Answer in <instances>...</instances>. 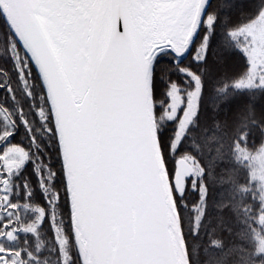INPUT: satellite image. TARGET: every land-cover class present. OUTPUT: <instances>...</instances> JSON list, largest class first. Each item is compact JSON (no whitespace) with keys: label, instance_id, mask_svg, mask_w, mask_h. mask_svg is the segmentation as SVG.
I'll use <instances>...</instances> for the list:
<instances>
[{"label":"water","instance_id":"obj_1","mask_svg":"<svg viewBox=\"0 0 264 264\" xmlns=\"http://www.w3.org/2000/svg\"><path fill=\"white\" fill-rule=\"evenodd\" d=\"M174 1L88 0L60 22L39 0H0L48 101L81 264H188L151 76L160 53L187 57L211 0ZM188 173L179 159L174 192Z\"/></svg>","mask_w":264,"mask_h":264},{"label":"trees","instance_id":"obj_2","mask_svg":"<svg viewBox=\"0 0 264 264\" xmlns=\"http://www.w3.org/2000/svg\"><path fill=\"white\" fill-rule=\"evenodd\" d=\"M263 9L264 0H211L187 57L176 64L170 53L162 52L152 68L153 115L161 153L168 161L186 158L190 168L182 192H173L188 264H264V254L257 251V241H264V204L250 179L248 161L242 158V152L253 154L264 145V87H237L247 77L249 65L247 40L235 34ZM1 22L5 24L0 15ZM193 77L199 81L195 113L178 140L185 94L196 89ZM172 88L181 90L184 101L177 117L169 120ZM10 116L14 135L0 149V250L15 252L20 257H13L16 264L20 260L52 264L45 257H53L54 229H63L66 237L72 227L70 204L54 199L67 186L56 134L48 127L49 105L38 126H24L20 118L27 120V115L17 102ZM2 119L0 114V139L7 131ZM42 128L54 135L48 147L38 135ZM6 148L24 156L23 163L21 159L8 168ZM6 165L10 175L2 172ZM76 252L78 256L77 248Z\"/></svg>","mask_w":264,"mask_h":264},{"label":"rangeland","instance_id":"obj_3","mask_svg":"<svg viewBox=\"0 0 264 264\" xmlns=\"http://www.w3.org/2000/svg\"><path fill=\"white\" fill-rule=\"evenodd\" d=\"M54 11H50V14L53 17ZM237 37H243L244 39L247 40V45L245 46V54L247 56V61L249 65L248 69V74L247 77L240 81L237 84V87L241 89H253V88H258V87H264V9L261 11L259 16L246 25L245 27L241 28L239 31L236 33ZM12 49H13V59L15 62L19 63V52L15 48L14 42L12 41ZM221 67V66H220ZM20 72V73H19ZM19 72L17 71V76L18 78H22L23 81L27 82V85H29V81L27 80V77L25 76L24 69L20 65ZM26 78V80H25ZM194 83H195V91L188 92L185 94V98L187 102H185V108L181 112L180 120L178 123V130H177V139H181L184 131L187 129L188 125L192 122V119L194 117L195 113V107H196V99L198 98V87H199V81L193 77ZM28 89H23L24 94L26 92L34 96L35 92L33 89H30L29 86H27ZM15 94V90H14ZM16 102L20 105L21 109L24 110V104L21 103V98L19 95H15ZM183 95L181 93L180 89L177 88H172L171 93H170V103H169V109L168 112H166V118L169 120H173L177 117L179 110L183 106ZM25 117V114H24ZM25 119V118H24ZM31 137V136H30ZM33 138V137H32ZM159 151H160V156L162 159L164 171L169 183L170 191L172 194L173 198V186H172V180L174 178L175 172H176V162L179 159L176 160H166L164 159L160 146L158 143ZM9 159V166L8 168L12 169V165L14 168L15 162H20L22 159L21 164L24 161V156L21 155L19 157L18 154H12L10 155ZM242 158L246 159L248 161V164L250 166L249 169V175L252 183L256 185L257 191H258V197L261 202V204H264V145L261 148H258L255 153L253 154H247L242 152ZM186 159V158H184ZM188 161V159H187ZM189 163V162H188ZM20 164V165H21ZM190 167V164H189ZM190 171V168L188 169ZM60 193L58 191V194L54 199L59 200ZM43 212H41V215ZM42 217V216H41ZM63 230V229H62ZM61 229H54L55 235L52 239V243L54 242L55 245H59L60 249H62V253L60 255V264H67V261L69 258H67L66 254L64 253L65 249V239H64V233L62 232ZM67 233V232H66ZM63 234V235H62ZM67 247V245H66ZM257 251L264 254V241L263 240H258L257 241ZM50 259L52 264H57L56 260L54 262V258L50 255L45 257V259ZM57 258V256H56Z\"/></svg>","mask_w":264,"mask_h":264},{"label":"flooded vegetation","instance_id":"obj_4","mask_svg":"<svg viewBox=\"0 0 264 264\" xmlns=\"http://www.w3.org/2000/svg\"><path fill=\"white\" fill-rule=\"evenodd\" d=\"M15 48L18 50L19 52V63L15 62L13 59V49H12V38H11V33L8 29V27L3 24L2 22L0 23V114L2 115V120L1 121H5L6 125H7V131L2 135V138L0 139V149L4 148V146L6 145V142L11 139L13 137V131H12V118L10 116V114L12 113V110L16 109V99H15V95L14 94V90L17 92V94L20 96L21 98V103L24 104V110L26 112L27 115V120L23 119L22 117L20 118L22 123L24 124V126H27V123H31L34 124L35 126L41 125L43 120V116H44V109L48 110V101L47 98L45 96L42 84L32 66V64L30 63L29 59L26 57V55L23 53V51L21 50V48L19 47V45L17 46L16 44ZM20 65L23 67L24 69V73L25 76L27 77V80L29 81V85H27V82L23 81L22 78H18V74L17 71L19 72V68ZM20 73V72H19ZM17 74V75H16ZM26 80V78H25ZM27 86L30 87V89H33V91L35 92L34 96L29 95L27 92L26 94H24V90L23 89H28ZM50 116V115H49ZM48 127L50 128V130H52V128H54L53 125V121L52 119L49 117L48 119ZM54 132H55V128H54ZM48 133V132H47ZM28 134V133H27ZM53 134V133H52ZM40 135L41 139V143H46V146L48 147V145L51 144V142L54 141L53 136L52 135H48L45 133V129L42 128V133L40 131ZM48 135V136H47ZM29 136V134H28ZM29 138L31 139L32 143L35 142V140L29 136ZM47 141L50 143L47 144ZM55 143V142H54ZM52 146V145H51ZM54 149H56L55 144L53 145ZM51 150V149H49ZM11 155V151L8 150L7 152V148L5 149V162L9 163V159ZM3 163V157L0 154V164ZM3 170V169H2ZM4 174H8L10 175V171L7 170V165H6V169L5 171H2ZM63 174V173H62ZM65 183V181H64ZM60 187V186H58ZM61 188V187H60ZM66 189V188H65ZM63 188L60 189L59 193L61 196H59V200L56 201H61V203L63 202L62 205H68L69 204V198H68V192L67 190H65ZM58 194V193H57ZM69 206V205H68ZM70 209V207H69ZM67 216V215H66ZM18 218V217H17ZM70 226L72 227V223H70ZM68 227V226H67ZM14 229V228H13ZM72 229V228H71ZM68 233H66V237L64 235V239H65V249H64V253L66 254L67 258H69V260L67 261V264H79L80 262V258H79V262L77 261L78 256L76 255V245H75V241H74V236H73V231L69 230L66 231ZM55 234V232H54ZM72 235V237H71ZM68 240V241H67ZM68 243V245H67ZM67 245V247H66ZM58 247H56L55 243L53 246H51L50 248L53 251V257H54V262L55 260L57 261V264H60V255L62 253V249H60L59 245L57 244ZM15 252L9 250H0V261H6L5 264H16L13 260V257L15 259H20V257L17 255H14ZM57 253V255H56ZM57 256V258L55 257ZM19 264H24L23 261H19Z\"/></svg>","mask_w":264,"mask_h":264},{"label":"bare ground","instance_id":"obj_5","mask_svg":"<svg viewBox=\"0 0 264 264\" xmlns=\"http://www.w3.org/2000/svg\"><path fill=\"white\" fill-rule=\"evenodd\" d=\"M152 2H154V4L156 5L155 11L158 8H165L164 6H167L168 4H171L172 0H151ZM182 0H175L173 3L175 4H179ZM172 3V4H173ZM39 4H40V9L42 10V13L45 14H50V11H54L56 14H60V22H63L66 20V22L68 21L67 16L71 14V9H67V8H53V7H49V0H39Z\"/></svg>","mask_w":264,"mask_h":264},{"label":"snow or ice","instance_id":"obj_6","mask_svg":"<svg viewBox=\"0 0 264 264\" xmlns=\"http://www.w3.org/2000/svg\"><path fill=\"white\" fill-rule=\"evenodd\" d=\"M87 5H88V0H49V4H48L49 7L67 8L73 10V12H75V10L79 8L86 7ZM205 58H207V52L205 53ZM181 59H183V56L174 57L176 64H179Z\"/></svg>","mask_w":264,"mask_h":264}]
</instances>
